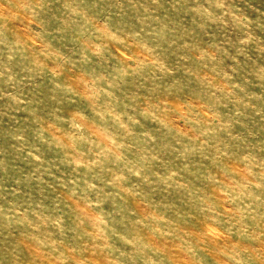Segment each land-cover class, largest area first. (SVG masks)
Masks as SVG:
<instances>
[{"label":"rangeland","instance_id":"374dc122","mask_svg":"<svg viewBox=\"0 0 264 264\" xmlns=\"http://www.w3.org/2000/svg\"><path fill=\"white\" fill-rule=\"evenodd\" d=\"M0 264H264V0H0Z\"/></svg>","mask_w":264,"mask_h":264}]
</instances>
